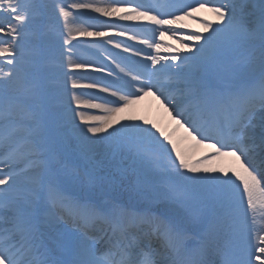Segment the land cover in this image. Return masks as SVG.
I'll return each instance as SVG.
<instances>
[{
	"label": "snow or ice",
	"instance_id": "obj_1",
	"mask_svg": "<svg viewBox=\"0 0 264 264\" xmlns=\"http://www.w3.org/2000/svg\"><path fill=\"white\" fill-rule=\"evenodd\" d=\"M258 112L264 0H0V264H264Z\"/></svg>",
	"mask_w": 264,
	"mask_h": 264
},
{
	"label": "bare ground",
	"instance_id": "obj_2",
	"mask_svg": "<svg viewBox=\"0 0 264 264\" xmlns=\"http://www.w3.org/2000/svg\"><path fill=\"white\" fill-rule=\"evenodd\" d=\"M69 2H71V0H69ZM100 18L105 19L103 17H100ZM119 23L123 24L125 22L121 21ZM89 39H92V38H89ZM130 43H134V42H130ZM107 47L112 48L111 45H108ZM83 48L86 49L87 46H84ZM87 49L89 50V48ZM112 51L113 53H118L121 50L112 49ZM90 52H92L93 54L99 53L100 56L104 55V53L103 55H101L97 49H91ZM124 55H128V54H124ZM89 91H92V90H89ZM83 98L87 99L85 97ZM99 102H103V101H99ZM146 111H147L146 117L152 113L155 118L154 124L158 125L161 129H163L164 132L167 135L171 136L179 145H181L184 148H188V142L184 140V136H185L184 130L175 123V121L172 119L169 113L165 111L164 107L161 105L160 101L155 98V96H152V95L143 96L139 101H137L134 105H132L131 108L125 110L120 115L123 117H144ZM77 123H79L78 120H77ZM208 151H210L209 148L200 147L192 151V155L200 156L203 153H206ZM231 162H232V158H225L224 160L218 162L215 166L223 167V166H227L231 164Z\"/></svg>",
	"mask_w": 264,
	"mask_h": 264
},
{
	"label": "rangeland",
	"instance_id": "obj_3",
	"mask_svg": "<svg viewBox=\"0 0 264 264\" xmlns=\"http://www.w3.org/2000/svg\"><path fill=\"white\" fill-rule=\"evenodd\" d=\"M197 15H199L201 17H206L209 20H214V17L211 15V13L205 12L203 10H201ZM182 25H187V28L184 29V32L183 33H178V34H186L188 32H194V31H200V30H202V23L199 20H196V19L186 18L182 22V24H178V25H176V27L177 28H180V27H182ZM87 39H89V38H87ZM163 39L167 43L174 45L176 48H180V42L177 39H175L173 36H171L170 34L165 35V37ZM185 42H187V41L185 40ZM87 48L86 49L85 48H81L80 49L79 55L83 59L91 60V61H96L97 62L96 63V66L97 67L100 66V63H99L100 61H103L105 63H110V61L107 60V56H108V53L107 52H104L105 55H103V56H100L99 53L93 55V53L90 52V50H88ZM165 54H166V52L164 50H161V56H163ZM85 98L88 99L89 97L88 96H85ZM146 115H147V111H146L144 117H141V118H143V120H148V121H151L152 123H155L154 122L155 121V118H154V116H153L152 113L149 114L147 117H146ZM257 116L258 117H264V112H258L257 113ZM254 123H258V121H254ZM254 132L258 135L259 132H260V128L259 127L255 128L254 129ZM70 145H71V142H70ZM69 150H71V147H70ZM130 179H132V178H130Z\"/></svg>",
	"mask_w": 264,
	"mask_h": 264
}]
</instances>
